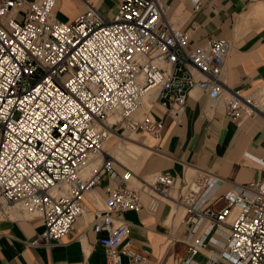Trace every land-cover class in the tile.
Wrapping results in <instances>:
<instances>
[{
  "label": "built area",
  "instance_id": "1",
  "mask_svg": "<svg viewBox=\"0 0 264 264\" xmlns=\"http://www.w3.org/2000/svg\"><path fill=\"white\" fill-rule=\"evenodd\" d=\"M56 4L0 0V206L6 214L17 208L41 217L44 230L31 244L50 247L84 214L85 195L110 179L91 227L107 264H151L132 248L121 216L143 206V192L154 210L174 177L159 172L135 187V172L120 170L106 144L126 132L159 137L165 123L155 105L177 116L196 87L214 102L224 100L236 120L264 115V94L228 89L222 76L230 42L189 47V33L166 17L161 0H123L112 18L90 6L73 21L57 19ZM93 157L99 164L88 170ZM216 183L212 175L197 177L178 200L187 207L190 238L175 264H196L212 233L223 228L229 242L206 264L222 258L264 264V179L211 200Z\"/></svg>",
  "mask_w": 264,
  "mask_h": 264
},
{
  "label": "crops",
  "instance_id": "2",
  "mask_svg": "<svg viewBox=\"0 0 264 264\" xmlns=\"http://www.w3.org/2000/svg\"><path fill=\"white\" fill-rule=\"evenodd\" d=\"M122 1L57 0L55 16L73 21L92 6L112 18ZM161 1L166 17L189 33V47L214 39L230 42L222 76L228 89L243 88L256 97L264 94V14L256 12L264 0H200L198 5L194 0ZM154 112L164 119V128L159 137L143 134L152 140L151 152L135 171L133 179L140 185L133 180L131 184L141 187L149 176L159 172L169 173L175 182L167 199L154 210L150 208V195L143 192V206L124 212L121 218L130 225L134 250L151 264H175L185 255L190 238L187 207L178 200L191 181L206 175L216 177L217 183L208 191L212 200L234 185L264 179V115L232 119L224 111V100L214 102L197 87L177 116L164 113L158 103ZM111 185L110 179H104L85 195L84 214L69 235L50 247L31 244L44 230L41 217L27 211L6 214L0 206V264H107L104 247L91 227L96 212L104 208L106 190ZM180 208L185 210L181 219L172 215ZM227 232L224 228L214 231L195 263L206 264L212 254L222 253L229 242ZM220 264L232 263L222 258Z\"/></svg>",
  "mask_w": 264,
  "mask_h": 264
},
{
  "label": "rangeland",
  "instance_id": "3",
  "mask_svg": "<svg viewBox=\"0 0 264 264\" xmlns=\"http://www.w3.org/2000/svg\"><path fill=\"white\" fill-rule=\"evenodd\" d=\"M130 137L132 138H137V140L139 141H143V140H148L149 141V145L151 143V138L149 137H145V135H143L142 133H130V132H126V133H120L119 135L113 136L110 139V142H108L106 144V148H108L111 152V149H113V147L118 143L120 146H122V149H124V151L128 150L127 153L124 154L125 158H121L118 157V161L123 163L124 166L119 163L118 165H116L120 170H123L122 168H130L132 169L134 172L137 170V168L141 165V163L143 162L144 157L146 156V154L148 153L147 151L141 149L142 152L139 153H133L130 152L131 150H129L128 148V143H126V140H128ZM148 145V146H149ZM112 153V152H111ZM113 154V153H112ZM114 155V154H113ZM99 164V162H98ZM97 164V165H98ZM97 165L95 167H97ZM90 169V168H88ZM148 181H154L155 179V175L153 176H149ZM136 185H140V181L138 182V180L136 181L135 179H132ZM181 210H183L185 212V210L183 208H180ZM14 212H13V211ZM12 213L13 215H16L20 212V210L18 209L17 211H15L16 209H12ZM179 210V211H181ZM182 218V216H180V219Z\"/></svg>",
  "mask_w": 264,
  "mask_h": 264
},
{
  "label": "bare ground",
  "instance_id": "4",
  "mask_svg": "<svg viewBox=\"0 0 264 264\" xmlns=\"http://www.w3.org/2000/svg\"><path fill=\"white\" fill-rule=\"evenodd\" d=\"M256 12L260 15V14H264V4H261V5H258L257 6V9H256ZM145 100H147V97H145ZM126 143H128V148H129V150H131L130 152H133L134 154L135 153H139V152H142L143 150H145V151H147L148 153H150L151 152V148H149V141L148 140H143V141H139V140H137V138H132V137H130L128 140H126ZM141 149H143L142 151H141ZM110 151V150H109ZM127 151L128 150H126V151H124V149H122V146H120L118 143L113 147V149H111V152L114 154H112L111 152V154L114 156V158H115V160H116V163L117 164H121V165H123L124 166V164L123 163H121V162H119L118 161V157H121V158H125V156H124V154L125 153H127ZM147 153V154H148ZM146 154V155H147ZM146 157V156H145ZM144 157V158H145ZM99 157H93L91 160H90V162H89V164H88V168H90V169H92L93 167H95L97 164H98V162H99V159H98ZM87 168V169H88ZM89 170V169H88ZM148 181V180H147ZM149 182H151V181H149ZM18 209L16 208V210L15 211H17ZM13 211V210H12ZM14 212V211H13ZM13 214V213H12ZM172 215L174 216V215H176L179 219H180V216H182L183 217V215H184V211L183 210H181V211H179V210H174L173 212H172ZM84 218V217H83ZM85 222V221H84Z\"/></svg>",
  "mask_w": 264,
  "mask_h": 264
}]
</instances>
